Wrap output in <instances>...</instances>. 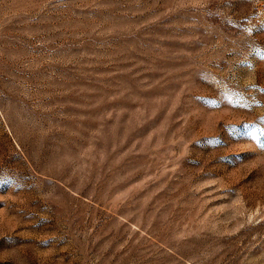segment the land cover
<instances>
[{
  "label": "rangeland",
  "instance_id": "374dc122",
  "mask_svg": "<svg viewBox=\"0 0 264 264\" xmlns=\"http://www.w3.org/2000/svg\"><path fill=\"white\" fill-rule=\"evenodd\" d=\"M0 264H264V0H0Z\"/></svg>",
  "mask_w": 264,
  "mask_h": 264
}]
</instances>
